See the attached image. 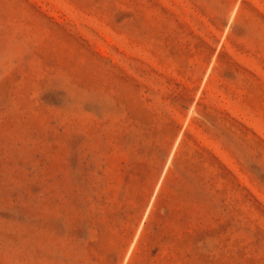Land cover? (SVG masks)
<instances>
[{
  "label": "rangeland",
  "instance_id": "obj_1",
  "mask_svg": "<svg viewBox=\"0 0 264 264\" xmlns=\"http://www.w3.org/2000/svg\"><path fill=\"white\" fill-rule=\"evenodd\" d=\"M0 264H264V0H0Z\"/></svg>",
  "mask_w": 264,
  "mask_h": 264
}]
</instances>
